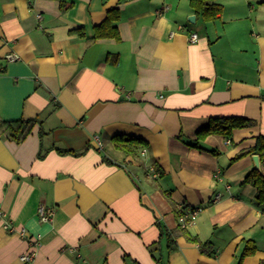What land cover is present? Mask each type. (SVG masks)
<instances>
[{
	"label": "crops",
	"instance_id": "1",
	"mask_svg": "<svg viewBox=\"0 0 264 264\" xmlns=\"http://www.w3.org/2000/svg\"><path fill=\"white\" fill-rule=\"evenodd\" d=\"M216 1L205 22L190 0H0V120L38 119L21 142L0 132V264L36 235L34 264H236L246 240L243 263L264 260L254 154L235 158L264 136V0ZM114 7L120 39H94ZM224 116L256 123L190 145ZM117 135L147 146L129 157ZM185 206L202 210L183 227Z\"/></svg>",
	"mask_w": 264,
	"mask_h": 264
},
{
	"label": "trees",
	"instance_id": "2",
	"mask_svg": "<svg viewBox=\"0 0 264 264\" xmlns=\"http://www.w3.org/2000/svg\"><path fill=\"white\" fill-rule=\"evenodd\" d=\"M190 5L195 11V13L202 18L203 21H213L218 18L220 13L223 11V5L216 0H190ZM121 19L120 9L114 7L109 9L107 17L100 23L95 25V35L94 39L101 38H115L117 40L120 39V31L118 27V23ZM81 35H84L85 32L82 30L79 31ZM1 127L0 132L7 136L8 138L21 142L23 141L30 132L34 125L38 122L37 118H20V119H12V120H0ZM255 121L244 117V116H224V117H211L210 122L207 126L202 127L197 132L196 141L192 142L190 145L205 150V147L202 144V141L211 134H219L225 137H231L236 129L245 128L255 125ZM43 136V131L41 132ZM116 147L124 150L129 157H137L138 152L137 149L139 147L147 146V141L143 138L126 136V135H117L112 138ZM212 153H218L215 149L210 150ZM61 153H76L70 149H60ZM259 154L261 159L262 170H258L256 168L252 169L243 180V183H251L256 188V202L259 206L264 209V136L259 135L257 137L256 144L249 149L241 151L235 158L242 157L247 154ZM78 154V153H77ZM40 156L44 155L43 147L39 153ZM108 162L109 159L106 158ZM185 206L184 209H186ZM180 214L182 212H179ZM169 235V250H173V238L171 233ZM194 241L200 242V240L196 237H188ZM209 242H200V246L202 251L207 250L206 246ZM257 245L253 240H246L244 250H242L241 254L238 257L236 264H244L246 256L252 255L256 252ZM212 254L211 252H207ZM160 264H169L160 261ZM260 264H264V260L260 262Z\"/></svg>",
	"mask_w": 264,
	"mask_h": 264
},
{
	"label": "built area",
	"instance_id": "3",
	"mask_svg": "<svg viewBox=\"0 0 264 264\" xmlns=\"http://www.w3.org/2000/svg\"><path fill=\"white\" fill-rule=\"evenodd\" d=\"M166 9H168V7H166ZM190 38L195 43V41L198 39V34L194 32L191 34ZM18 57L19 56L15 53H10L8 55V58L11 60L18 59ZM96 143L99 149L103 148V144H102L103 142L100 140L98 136H96ZM144 154L145 152H143V156ZM152 171L155 176H159V172L155 170V168H152ZM220 197H221V194L218 193L216 195V199L218 200ZM201 210H202L201 207L186 208L184 212L178 218L180 225L183 227H186L189 223L194 222L197 219L198 215L200 214ZM53 215H54L53 208L49 206L47 207L44 204L39 206L37 216H39V219L41 221L48 222L52 219ZM5 217H6V214L1 210V207H0V218H5ZM4 226L7 229V231H10V232L16 231V228L14 227L12 221L10 220L9 221L7 220ZM24 231L25 230H23L22 233ZM29 243H30V250L20 255V260L24 264H34L37 251L42 245V236L36 235V236L30 237Z\"/></svg>",
	"mask_w": 264,
	"mask_h": 264
},
{
	"label": "water",
	"instance_id": "4",
	"mask_svg": "<svg viewBox=\"0 0 264 264\" xmlns=\"http://www.w3.org/2000/svg\"><path fill=\"white\" fill-rule=\"evenodd\" d=\"M188 20L190 21V22H196V15L194 14H192V15H190L189 17H188ZM253 159H254V162H255V168L256 169H258V170H261V162H260V155L259 154H255L254 153V155H253Z\"/></svg>",
	"mask_w": 264,
	"mask_h": 264
}]
</instances>
